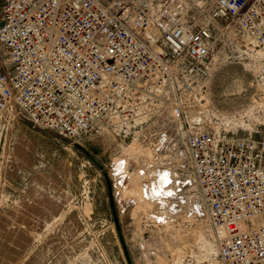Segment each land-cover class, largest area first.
I'll use <instances>...</instances> for the list:
<instances>
[{
  "label": "built area",
  "instance_id": "obj_1",
  "mask_svg": "<svg viewBox=\"0 0 264 264\" xmlns=\"http://www.w3.org/2000/svg\"><path fill=\"white\" fill-rule=\"evenodd\" d=\"M194 2L201 20L186 16ZM220 29L262 59L264 82V0H0V111L16 104L37 126L72 139L128 123L154 94L152 108L166 103L183 135L221 237L218 263L264 264V129L230 138L187 116L193 78L224 42Z\"/></svg>",
  "mask_w": 264,
  "mask_h": 264
},
{
  "label": "rangeland",
  "instance_id": "obj_2",
  "mask_svg": "<svg viewBox=\"0 0 264 264\" xmlns=\"http://www.w3.org/2000/svg\"><path fill=\"white\" fill-rule=\"evenodd\" d=\"M194 3L186 16L201 20ZM218 33L224 42L193 78L187 116L230 138L258 137L262 59ZM154 97L128 123L72 139L37 126L16 104L0 111V264H219L221 237L183 135L166 103L152 108Z\"/></svg>",
  "mask_w": 264,
  "mask_h": 264
}]
</instances>
